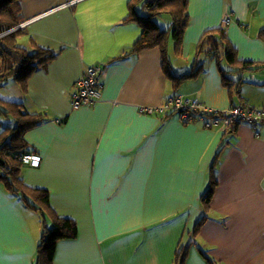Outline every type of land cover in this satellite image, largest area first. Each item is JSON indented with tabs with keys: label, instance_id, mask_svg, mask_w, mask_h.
Returning <instances> with one entry per match:
<instances>
[{
	"label": "crops",
	"instance_id": "0c3cea01",
	"mask_svg": "<svg viewBox=\"0 0 264 264\" xmlns=\"http://www.w3.org/2000/svg\"><path fill=\"white\" fill-rule=\"evenodd\" d=\"M128 2H20L17 45L31 50L33 43L56 56L30 76L25 92L14 78L4 81L0 100L44 115L24 133L39 163L24 164L20 176L28 187L48 191L54 212L77 225L75 239L57 243L53 264H175V253L192 239L184 264H207L201 253L215 264H264V136L255 137L246 124L224 132L202 121L185 123L178 113L145 111L174 95L214 111L240 101L264 108L263 69L231 74L241 80L231 96L216 61L195 54L202 34L223 27L228 16L224 27L239 59L263 63L257 32L264 27V0H188L182 54L173 55L168 42V56L175 76L190 73L194 60L202 70L176 90L157 49L130 54L142 30L122 23ZM86 66L101 67V96L72 109ZM4 118L6 126L11 119ZM220 150L207 219L192 238ZM41 231L38 214L0 182V264H34Z\"/></svg>",
	"mask_w": 264,
	"mask_h": 264
},
{
	"label": "trees",
	"instance_id": "16d2710c",
	"mask_svg": "<svg viewBox=\"0 0 264 264\" xmlns=\"http://www.w3.org/2000/svg\"><path fill=\"white\" fill-rule=\"evenodd\" d=\"M21 1L23 0H0V87L7 79L14 78L25 92L30 76L46 66L56 54L39 48L33 43L31 50L17 45V39L21 36L22 30L16 28L24 22L20 11ZM127 6L128 14L122 23H134L142 30L139 39L132 45L130 54L157 49L160 54L161 68L174 90L182 81L197 76L202 70V65L196 64V60L190 73L175 76L168 56L169 40L172 43L173 55L182 54L184 34L189 22L188 0H129ZM164 15L170 20V25L166 29L161 28L157 23L158 18ZM257 39L264 46V27L257 32ZM195 54L196 56L203 54L206 58L216 61L222 84L229 90L231 96L238 94L241 84V80L232 79L231 74L242 75L264 70V62L239 59L237 50L228 40L225 27L204 32L195 47ZM168 113L173 112H167L164 115ZM0 114L10 118L12 123L4 126L0 132V182L6 191L19 197L26 208L38 214L42 231L35 249L34 264H53L57 243L75 239L77 225L74 220L59 217L54 212L50 206L48 191L28 187L20 176L24 166L21 159L23 155L30 153L24 141V133L39 126L45 120L44 115L29 114L23 104L2 100H0ZM237 126L230 132L235 131ZM220 152L221 150L216 153L208 169L207 187L200 196L203 215L192 229V238L197 236L200 226L207 219L217 184L215 172ZM192 244H194L193 239L187 247L175 253V264H184ZM201 254L207 264H215L210 258Z\"/></svg>",
	"mask_w": 264,
	"mask_h": 264
},
{
	"label": "built area",
	"instance_id": "2783aa9c",
	"mask_svg": "<svg viewBox=\"0 0 264 264\" xmlns=\"http://www.w3.org/2000/svg\"><path fill=\"white\" fill-rule=\"evenodd\" d=\"M228 23L229 18L226 16L222 20V25L225 26ZM22 24L17 29L21 28ZM100 74L101 67L99 66H86L84 68L81 76L76 81V89L71 95L72 109L90 107L100 99L103 88ZM145 111L149 114L155 112L161 115L167 112L178 113L180 119L185 123L195 120L202 121L205 128H218L224 132L231 131L237 125L246 124L251 128L255 137L264 136V108H254L242 101L226 110L214 111L196 99L174 95L164 104L156 108L145 109ZM260 129H263V134H261ZM21 160L24 164L34 167L39 163L38 159L32 154L23 155Z\"/></svg>",
	"mask_w": 264,
	"mask_h": 264
},
{
	"label": "rangeland",
	"instance_id": "374dc122",
	"mask_svg": "<svg viewBox=\"0 0 264 264\" xmlns=\"http://www.w3.org/2000/svg\"><path fill=\"white\" fill-rule=\"evenodd\" d=\"M157 23H158V25L161 27V28H163V29H166V28H168L169 27V25H170V20H169V17L168 16H166V15H164V16H162L161 18H158V20H157ZM223 26V25H222ZM224 27V26H223ZM17 29V28H16ZM15 29V30H16ZM169 44H171V41L169 40ZM1 115V114H0ZM9 121V123L7 124V125H11L12 123H11V120H8ZM6 124V120H5V118H4V116L2 117V116H0V130L3 128V126ZM2 126V127H1ZM50 226V225H49Z\"/></svg>",
	"mask_w": 264,
	"mask_h": 264
}]
</instances>
